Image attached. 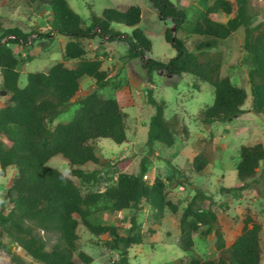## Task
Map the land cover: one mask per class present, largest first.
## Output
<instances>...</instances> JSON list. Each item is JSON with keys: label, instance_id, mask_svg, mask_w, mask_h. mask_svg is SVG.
Instances as JSON below:
<instances>
[{"label": "trees", "instance_id": "trees-1", "mask_svg": "<svg viewBox=\"0 0 264 264\" xmlns=\"http://www.w3.org/2000/svg\"><path fill=\"white\" fill-rule=\"evenodd\" d=\"M26 2L29 5L45 3L52 12V21L49 22L51 34L72 40L66 44L61 62L48 72L29 73L26 85L21 87L19 60L11 48V45L19 43L3 41L12 35L24 39L28 35L18 28L4 29L0 22V97L7 100L0 105V177L6 178L10 168L17 172L0 207V246L10 254L15 264H27L13 251L12 245L15 244L40 264H78L74 260L77 252L80 264H93V257L79 251L78 247V231L84 227L95 237L107 236L103 246L119 253V258L109 264H130L129 249L143 243L138 225V214L143 206L148 205L158 213L168 210L173 214L179 212V206L168 199L166 183L161 177L151 185L144 180L148 172V157L142 159L136 175L125 172L131 165V159L117 161L115 166L119 175L104 192L84 193L73 181L72 178H77L87 188L95 187L99 172L83 169L90 164L102 163L96 154L95 142L108 139L121 145L127 140V115L116 99L103 98L98 91L78 100L79 108L70 121L55 124L75 104L84 78L94 80L98 90L108 83V72L102 69L103 62L87 58L88 51L83 41L96 37L118 41L123 36L128 44L126 58L142 60V70L149 85L147 102L154 108L147 133V147L153 155L156 143L172 147L177 135L182 134L185 138L190 135L183 120L166 118V103L156 99L157 72L179 78L191 75L196 79L194 89H200L201 84H209L213 88V104L198 115V121L205 126L230 123L245 112L243 107L248 93L229 77L222 76L223 52L219 49L241 28L245 32L244 60L250 66L248 80L254 96V108L259 112L256 89L264 85V20L255 22L258 13L254 0H240V3L206 0V10L189 33L198 38L194 49L190 50L177 36L184 30L186 10L171 0H149L159 19L173 22L172 28L165 31V40L176 50V56L162 62L149 57L153 44L139 28L142 9L138 5H132L126 11L104 9L101 16L92 14L90 25H86L67 0ZM220 14L230 17L229 20L219 21L217 16ZM115 25L134 30L131 34H123L114 28ZM56 156L68 161V176L47 167ZM214 156L213 143H206L193 161L194 172L201 174L214 162ZM262 163L264 144L242 146L236 171L243 185L224 190H246L248 187L244 183L256 177ZM174 171L179 173L176 167ZM193 189L194 195L180 219L182 250H192L196 237L204 241L214 238L218 257L207 261L195 257L180 258L174 264H260L262 226L248 215L242 233L228 247L214 209L217 206L223 210L226 204H218L213 196L200 188L193 186ZM102 202H109L114 212L134 209L129 218L128 235L121 234L115 226L90 222L94 208ZM5 236L9 244L3 242Z\"/></svg>", "mask_w": 264, "mask_h": 264}, {"label": "rangeland", "instance_id": "rangeland-1", "mask_svg": "<svg viewBox=\"0 0 264 264\" xmlns=\"http://www.w3.org/2000/svg\"><path fill=\"white\" fill-rule=\"evenodd\" d=\"M67 1L86 25H90L92 14L101 16L104 9L126 10L132 5L140 6L142 21L139 28L153 44L149 57L168 62L176 56V50L165 40V31L172 28L173 22L159 19L156 9L149 0ZM171 1L187 12L184 30L178 32L177 36L186 42L190 50H193L198 38L189 33L202 17L207 2L206 0ZM231 1L240 3V0ZM254 7L258 13L255 22L259 23L264 20V0H254ZM217 18L221 22H227L230 17L220 14ZM50 21H52V12L43 2L29 5L26 0H0V22L4 29L18 28L28 37L35 32L39 34L30 45H11L19 60L21 87L26 85L28 73L48 72L55 64L61 62L66 43L72 40L70 37L51 34ZM116 27L123 34H131L133 30L123 25ZM1 33L0 30V36ZM244 37V29H240L219 47L223 52L222 76L229 77L235 85L248 93L243 107L245 112L230 123L205 126L198 121L199 113L214 102V90L209 84H201L200 89H194L193 83L196 79L191 75L179 78L168 76L164 72L155 73V97L166 103V118L173 120L178 117L183 120L190 135L189 138H185L182 134L177 135L172 147L156 143L153 155H150L147 147V133L154 108L147 102L149 85L142 70V60L130 61L126 58L128 44L122 38L118 41H109L96 37L83 41L88 51L87 58L99 59L103 62L102 69L108 72V83L103 89L98 90L94 80L83 79L75 104L68 113L61 115L55 124L70 121L79 108L78 100L93 91H98L103 98L116 99L127 115V140L121 145L108 139L95 142L96 154L102 163L90 164L83 168L86 171L99 172V181L95 187L87 188L77 178H72L73 181L84 193L104 192L113 185L119 175V170L115 166L117 161L131 159V165L125 172L136 175L139 173L142 159L148 157V172L144 180L151 185L157 177H161L166 183L168 199L179 206L177 214L168 210L158 213L148 205L143 206L138 214L143 243L129 249L130 264H174L180 258L195 257L207 261L218 257L214 238L204 241L196 237L192 250H182L180 219L184 208L194 195L193 186L213 196L218 204H226L223 210L217 206L214 209L228 247L242 233L248 215L262 226L260 264H264V163L258 168L256 177L244 183L248 187L246 190L241 192L224 190L236 189L243 185L236 171L241 147L264 144V85L258 87L259 112H257L248 80L250 66L244 60L246 57L243 48ZM67 65L71 66L70 63ZM0 78H2L1 74ZM5 103H7L6 99L0 100V105ZM208 142L214 145V162L201 174H197L192 167L193 161ZM47 167L55 168L67 176L70 169L68 161L61 156L51 159ZM175 167L179 173L174 171ZM16 175V170L10 168L6 178L0 177V207ZM133 212V208L114 212L109 202H102L94 208L90 222L94 225L115 226L121 234L128 235L129 218ZM78 233L79 251L91 255L94 259L93 264H109L119 258L117 251H111L103 246V242L108 240L107 236L95 237L84 227H80ZM3 242L9 244V239L5 236ZM12 249L27 264H40L18 245H12ZM74 260L78 264L81 263L78 252ZM0 264H15L10 254L1 246Z\"/></svg>", "mask_w": 264, "mask_h": 264}, {"label": "built area", "instance_id": "built-area-1", "mask_svg": "<svg viewBox=\"0 0 264 264\" xmlns=\"http://www.w3.org/2000/svg\"><path fill=\"white\" fill-rule=\"evenodd\" d=\"M98 31H100V30H98ZM39 37V34L38 33H33L32 35H30L29 37H27V39H24V38H18V37H16V36H9V37H7L3 42H6V41H9V40H15V41H18V43L20 44V45H30V44H32V42L34 41V40H36L37 38ZM120 38H124L123 36L122 37H120ZM106 40H108V38H105Z\"/></svg>", "mask_w": 264, "mask_h": 264}, {"label": "crops", "instance_id": "crops-1", "mask_svg": "<svg viewBox=\"0 0 264 264\" xmlns=\"http://www.w3.org/2000/svg\"><path fill=\"white\" fill-rule=\"evenodd\" d=\"M129 7H130V6H129ZM129 7H128V8H129ZM128 8H127V9H128ZM127 9H126V10H127ZM126 10H120V11H126ZM169 22H171V20H170ZM116 26H117V25H115L114 28H115L116 30L120 31ZM132 29L134 30V28H132ZM241 29H242V28H241ZM133 30H132V31H133ZM239 30H240V29H239ZM120 32H121V31H120ZM65 37H66V36H65ZM68 38H69V37H68ZM68 42H69V41H68ZM68 42H67V43H68ZM67 43H66V44H67ZM157 73H158V72H157ZM28 74H29V73H28ZM28 74H27V75H28ZM84 79H85V78H84ZM0 85L2 86V78H0ZM261 86H262V85H261ZM23 87H24V86H23ZM258 87H260V86H258ZM258 87H257V89H256L257 92H258ZM0 89H1V87H0ZM0 100H5V99L2 98V97H0Z\"/></svg>", "mask_w": 264, "mask_h": 264}]
</instances>
